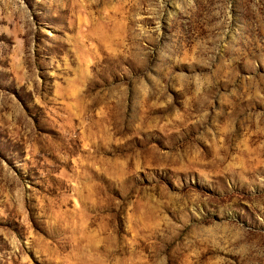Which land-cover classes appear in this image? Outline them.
Masks as SVG:
<instances>
[{"label": "rangeland", "instance_id": "rangeland-1", "mask_svg": "<svg viewBox=\"0 0 264 264\" xmlns=\"http://www.w3.org/2000/svg\"><path fill=\"white\" fill-rule=\"evenodd\" d=\"M0 264H264V0H0Z\"/></svg>", "mask_w": 264, "mask_h": 264}]
</instances>
